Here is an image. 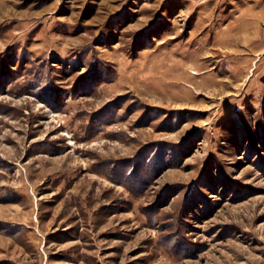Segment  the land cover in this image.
Segmentation results:
<instances>
[{
  "label": "rangeland",
  "instance_id": "obj_1",
  "mask_svg": "<svg viewBox=\"0 0 264 264\" xmlns=\"http://www.w3.org/2000/svg\"><path fill=\"white\" fill-rule=\"evenodd\" d=\"M0 264H264V0H0Z\"/></svg>",
  "mask_w": 264,
  "mask_h": 264
}]
</instances>
